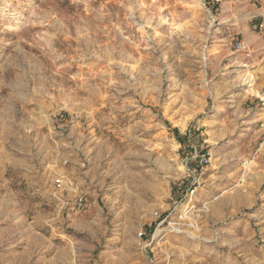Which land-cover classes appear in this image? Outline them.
<instances>
[{
    "label": "rangeland",
    "instance_id": "obj_1",
    "mask_svg": "<svg viewBox=\"0 0 264 264\" xmlns=\"http://www.w3.org/2000/svg\"><path fill=\"white\" fill-rule=\"evenodd\" d=\"M30 125L96 145L102 225L51 246L0 174V264H264V0H0V162Z\"/></svg>",
    "mask_w": 264,
    "mask_h": 264
},
{
    "label": "crops",
    "instance_id": "obj_2",
    "mask_svg": "<svg viewBox=\"0 0 264 264\" xmlns=\"http://www.w3.org/2000/svg\"><path fill=\"white\" fill-rule=\"evenodd\" d=\"M17 132L24 136L22 155L14 161L0 162V174H3L9 182L8 185L10 184L1 197L7 196L15 200V206H6L7 212L23 215L27 209L30 210L29 218H18L19 226L25 231H32L34 236H40L39 230L43 226H49L51 246L53 233L57 230L65 233L68 227H73L96 231L98 224L102 225L97 219L100 209L96 205V189L90 188L87 181L86 166V154L96 149V145H83L76 149L77 147L70 146L69 142H61L60 138L53 139L48 132L38 130L33 125ZM63 159H67L66 164H62ZM9 169H12L15 175L12 182L8 177ZM59 174L74 179L77 188L63 183L57 189L54 178ZM77 191L83 194L85 200L84 205L79 208L74 205ZM51 262L61 264L63 259L54 260L51 255Z\"/></svg>",
    "mask_w": 264,
    "mask_h": 264
},
{
    "label": "built area",
    "instance_id": "obj_3",
    "mask_svg": "<svg viewBox=\"0 0 264 264\" xmlns=\"http://www.w3.org/2000/svg\"><path fill=\"white\" fill-rule=\"evenodd\" d=\"M260 27H262V24H260ZM240 45V44H239ZM238 45V46H239ZM185 135L187 137H191L192 136V133H191V129H186L185 131ZM201 146V145H200ZM191 147V150H192V155L199 160V163L202 164L203 160L206 161L207 160V154L202 152V146L199 147L197 145H195L194 143H191L190 145ZM67 163V159H63L62 160V164H66ZM187 175L189 176L190 173L187 172ZM63 183H66V185H68L69 187L71 188H74L76 189V183L74 181V179H72L70 176H65V175H57L55 178H54V185L55 187L58 189L61 187V185ZM85 203V200H84V196L83 194H81L79 191H77L76 195H75V199H74V205L79 208L81 207L82 205H84ZM142 230H140L138 232V237L140 238L142 236Z\"/></svg>",
    "mask_w": 264,
    "mask_h": 264
},
{
    "label": "bare ground",
    "instance_id": "obj_4",
    "mask_svg": "<svg viewBox=\"0 0 264 264\" xmlns=\"http://www.w3.org/2000/svg\"><path fill=\"white\" fill-rule=\"evenodd\" d=\"M257 96H259V94H257Z\"/></svg>",
    "mask_w": 264,
    "mask_h": 264
}]
</instances>
